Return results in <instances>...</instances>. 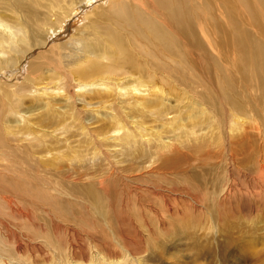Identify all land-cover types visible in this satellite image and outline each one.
I'll return each instance as SVG.
<instances>
[{"label": "rangeland", "instance_id": "obj_1", "mask_svg": "<svg viewBox=\"0 0 264 264\" xmlns=\"http://www.w3.org/2000/svg\"><path fill=\"white\" fill-rule=\"evenodd\" d=\"M175 1L179 12L185 1L193 2L192 33L171 34L164 27L176 39L173 51L165 45L146 49L160 59L156 78L166 100L158 109L166 118L126 109L139 123L127 126V140L115 142L109 140L113 125L91 117L97 105L91 110L76 99L79 112L60 110V102L43 118V102L33 98L24 102V113L33 114L28 126L0 123V264H102L109 250L118 262L133 255L136 264H264V200L237 201L224 209V221L214 207L212 216L207 213L209 195L228 170L223 147L206 142L211 127L228 133L236 112L220 93L236 92L242 78L249 79L243 85L248 99L239 118L264 121V11L253 15L237 3L214 7L220 0ZM168 12L158 8L161 17ZM80 24L70 37L79 35ZM247 65H253L249 76ZM221 72L230 83L219 87ZM32 76L22 72L15 83L30 86ZM7 78L0 84H14ZM210 90L215 93L206 97ZM139 126L157 131L162 141L152 148L142 144L147 139ZM169 141L182 158L163 170L156 166ZM229 171L230 183L241 184L237 169ZM190 197L202 207L193 210Z\"/></svg>", "mask_w": 264, "mask_h": 264}, {"label": "bare ground", "instance_id": "obj_2", "mask_svg": "<svg viewBox=\"0 0 264 264\" xmlns=\"http://www.w3.org/2000/svg\"><path fill=\"white\" fill-rule=\"evenodd\" d=\"M220 1L223 3L214 7L225 10L237 3L253 15H256L254 10L264 11V0ZM177 4L175 0H0V80L7 83L9 77L10 83H14L0 84V123L17 129L28 126L33 114L24 113V102L33 98L43 102L40 116L43 118L53 115L55 104L60 102H63L58 107L60 110L65 107L79 112L77 100L91 110L97 105L98 111H92L91 117L113 125L109 140L115 142L127 140V126L132 122L139 123V120L133 121L126 109L149 114L156 121V118H166L165 112L158 109L166 100L156 78L160 59L146 49L156 51L165 45L168 53L173 51L176 39L163 31L165 28L170 33H192L193 2L185 1L186 9L181 12ZM158 8L169 12L161 17ZM79 23L82 28L79 35L70 37V31ZM247 66L250 70L246 69L245 76L251 75L253 70V65ZM27 70L33 75L28 80L30 86L17 84L21 82L18 77ZM219 78L224 80L218 82L219 87L222 83H230L224 72ZM248 80L246 77L239 80L236 92L220 93V100L236 112L228 124V133L223 128L216 134L211 127V138L206 136V142L214 141L213 146L223 147L226 169H237L241 180V184L230 183V171H227L209 195L207 213L212 216L214 207L217 211L214 215L220 221L226 220L224 209L238 206L237 201H250L254 205L264 200V131L261 127L264 121L250 116L251 121L246 123L239 118L244 101L248 99L247 88L243 87ZM214 93L210 90L206 97ZM217 121L221 127L222 119ZM140 130L142 140L147 139L142 144L152 148L157 139L162 141L163 137L157 131H149L148 127ZM32 134L38 138L35 132ZM175 148L174 142L165 143L160 154L168 153L157 168L166 170L177 166L182 157ZM56 191L60 196L65 194L64 190L63 193L61 189ZM190 201L193 210L202 207L200 200L190 197ZM8 204L12 209L11 203ZM211 220L212 225L217 223L215 219ZM125 237L128 239L129 235ZM71 247L74 254H80L74 244ZM114 257H118L117 254L109 250L101 260L102 264H136L133 255L121 262ZM137 261L142 263L143 259ZM92 264L95 263L92 261Z\"/></svg>", "mask_w": 264, "mask_h": 264}]
</instances>
